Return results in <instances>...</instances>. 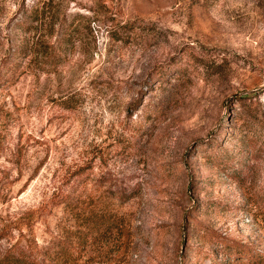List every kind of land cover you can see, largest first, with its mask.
Here are the masks:
<instances>
[{
	"label": "rangeland",
	"instance_id": "374dc122",
	"mask_svg": "<svg viewBox=\"0 0 264 264\" xmlns=\"http://www.w3.org/2000/svg\"><path fill=\"white\" fill-rule=\"evenodd\" d=\"M27 46L0 85V254L264 264V0H0V77Z\"/></svg>",
	"mask_w": 264,
	"mask_h": 264
},
{
	"label": "trees",
	"instance_id": "16d2710c",
	"mask_svg": "<svg viewBox=\"0 0 264 264\" xmlns=\"http://www.w3.org/2000/svg\"><path fill=\"white\" fill-rule=\"evenodd\" d=\"M33 29L34 28L32 26H27L25 28V31L31 32L33 31ZM38 44L40 43L32 42L31 45H33L34 47L35 45ZM41 51H45V53H49L47 48ZM19 53H20L19 55L20 61L11 62L9 60L6 64H4L6 65L5 66L6 70L3 76L0 77V85L6 83L10 84L18 79V77L22 73L21 69L23 62L30 56L31 53L30 46H27L24 52L21 51ZM33 62L35 63V68L42 72H48L51 69L49 68L50 66L57 67L62 63L60 62V60L58 61L53 60V62L51 63L47 60H43L39 58H36ZM47 251H48L47 248L45 247L41 248L37 244H35V248H33L29 246H24L19 242H15L13 244H10L3 252H1L0 264H58L62 260L61 259L62 256L59 252H53V256H51L52 258H50V256H45ZM243 253L245 254L244 257L246 259H251L253 262H255L254 258H252L250 255L248 256V254H246L245 252ZM45 257H47L48 260L45 259Z\"/></svg>",
	"mask_w": 264,
	"mask_h": 264
}]
</instances>
